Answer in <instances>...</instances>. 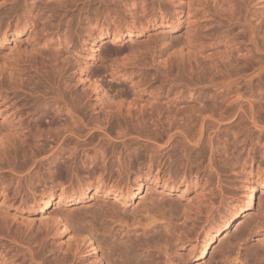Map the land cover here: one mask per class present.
Masks as SVG:
<instances>
[{"label": "bare ground", "instance_id": "1", "mask_svg": "<svg viewBox=\"0 0 264 264\" xmlns=\"http://www.w3.org/2000/svg\"><path fill=\"white\" fill-rule=\"evenodd\" d=\"M81 1L86 2L70 0L65 7L66 13H73L74 8L80 14L84 13L86 9L79 7ZM124 2L130 4L126 0ZM105 3L107 5V2ZM85 5L91 6L92 3L88 0ZM34 6L29 0H12L4 9L0 23L8 21L7 30L14 27L13 34L18 38L22 36L18 30L20 24L23 20L30 19ZM130 17L132 23L126 26V32L123 31L124 26L116 27L117 24L112 34L102 33L99 39L93 40L89 45L85 44L84 47L89 52L88 57H94L97 51L96 43L98 45L110 41L111 44H119L124 40L132 41L136 37L137 18L132 13ZM86 21L90 22L88 18ZM53 35L50 40L56 39L59 45L65 44L67 47L73 41V37L65 33ZM10 41L7 31H0V48ZM261 47L264 48L262 45L256 47L258 53L250 55L245 61L239 74L240 82L234 85V81L227 78L229 82L227 80L226 85L220 86L214 94L211 93L213 100L208 104L195 99L184 107L180 98L186 92H177L174 88L159 89L156 94H150L151 97L145 100L144 96L149 94V89L141 86H134L132 92L117 91L121 93L114 95V91H101L100 94L104 98H98L96 102L70 89L68 91L66 88H59L56 99L54 97L50 103L26 110L14 106L15 110L13 109L9 116L1 113L8 109V105L3 104L0 109V194L4 197L1 205L7 209L0 210V241H8L10 245L4 246L0 258H6L4 253L17 251L15 257L24 255L32 264H49L51 257L47 256V245L52 234L51 225L57 224L56 232H60V235L69 234L70 231L71 221L62 214L41 221L44 223L43 231V227H36L35 219L27 217L23 218L22 226L13 230V223L18 222L19 218L15 213H9L8 208L44 214L50 206L77 205L84 203L91 195L98 194L115 203L103 216L109 218L113 224H119V231L126 226L127 234H134L136 239L130 246H126L127 249H136L141 237L148 239L150 233L156 231V234L163 235V238L158 241L159 247L154 251L155 255L150 253L151 247L145 245L142 257H150L149 264H184L185 255L196 253L198 248L193 243L198 238L194 237L191 231L179 226V222L186 217V208L167 200V195L176 194L179 199L185 197L188 192L186 185L185 189L175 185L171 176L173 167L186 165L190 159H195L192 155L198 154L207 160L206 166L203 163L204 173H208L209 177L216 176L213 187L218 192L223 187L221 188L222 176L217 170V161L221 160L225 152H230L226 160L224 159L225 162L231 161L234 166L240 160L244 162L243 167H252L258 158L259 161L261 159L258 168L262 169L263 173L260 170L258 178L255 179H252V172L245 174L243 197L234 200L231 209L223 217L217 219L214 215L212 209L215 205L211 198L214 206L208 207L205 220L199 218L198 224L202 225L203 229L215 226L212 233H207L198 249V257H203L210 246L217 243L228 231L231 224L236 225L242 217L255 209L257 193H264V51ZM182 54L184 51H181ZM187 55H191L190 52ZM155 59L154 57L152 60ZM245 59L247 58H243ZM29 64L31 69L37 70L35 63ZM24 72L23 68H7L4 63L0 64V96L4 95L7 83L22 79L20 74ZM97 82L95 80L90 84L95 90L100 89ZM189 93L193 96L192 90H189ZM18 126L21 127L20 131L17 130ZM18 147L28 154V159L22 166L26 170L20 168L21 171L25 170L24 172L19 170L21 166L16 161L19 159ZM138 162L148 168L146 175L150 176L152 184L160 188L157 189L155 201L146 203L145 211L136 206V198H140L139 191L142 186L133 189L129 182L133 168ZM83 171L88 174L87 180L79 178ZM6 174L11 176V182L17 183L10 201H7L10 198L7 194L9 184L4 185ZM47 175H50L49 180L54 179L58 183L57 186H61L60 193L56 196L57 186L47 192H36L35 181L39 184L47 182ZM65 176H70L71 181L75 178L77 188L68 186L70 180H66L69 182L67 184L62 180ZM91 187L93 188L90 189ZM150 189L151 186H147L146 192ZM221 205H224V202H221ZM116 207H120L123 212L130 207L134 213L140 215L135 216L132 224L128 225V220L115 211ZM194 225L195 222L193 228ZM252 227L264 229V220L255 225L253 222L249 223L247 231ZM91 229L94 231V228ZM91 229L88 233H93ZM74 232L80 239L79 243L89 247L95 255L96 242L86 234V230L77 228ZM245 235L243 232L240 234L241 237ZM236 240H239V237ZM185 249L189 252L184 255L181 251ZM110 250L114 251L115 247ZM137 259L139 261V258Z\"/></svg>", "mask_w": 264, "mask_h": 264}, {"label": "rangeland", "instance_id": "2", "mask_svg": "<svg viewBox=\"0 0 264 264\" xmlns=\"http://www.w3.org/2000/svg\"><path fill=\"white\" fill-rule=\"evenodd\" d=\"M11 1L0 0V18ZM90 1L91 6L85 5L86 2L82 3V1L78 3L79 7L83 6V10L86 9L84 13L80 14L74 8L73 13L69 14L66 13L65 7L70 0H29V3L35 4L34 10L30 19L23 20L20 24L18 30L22 36L18 38L13 34L14 27L7 30L8 21L0 23V31H7L8 37L11 38L9 43L0 48V64L4 63L7 68L25 70L20 74L22 79L7 83V88L3 91L4 95L0 96V109L3 104H7L8 109L1 113L9 116L10 112L15 110L14 106L26 110L50 103L59 88H66L68 91L70 89L82 97L91 98L92 102L104 98L100 94L101 91L104 93L114 91V95L132 92L134 86L147 87L149 94L144 96V99L148 100L159 89L174 88L177 92H186L180 98L184 107L195 99L208 104L213 100L212 94L215 90L226 85L228 79L234 81V85L240 82L239 74L245 61L250 55L258 53L256 47L259 48L261 45L264 47V0H143L144 2L126 0L130 4H126L124 0ZM111 9L113 11H110ZM131 13L137 18L136 37L132 41L124 40L119 44H111L110 41L98 45L96 43L97 51L94 57L89 58V52L84 45L99 39L102 33L112 34L117 24L116 27L124 26L123 31L126 32V26L132 23ZM77 16L83 21L77 19ZM107 26L113 28L108 29ZM56 33L71 35L73 37L71 45L66 47L65 44L59 45L56 39L50 40ZM262 49L264 51V48ZM181 51H184V54L181 55ZM189 52L191 55H187ZM154 57L155 61L152 60ZM243 58L247 59L243 60ZM28 62L35 63L37 70L31 69ZM95 80L98 81L99 90H95L90 85ZM189 90L193 91V96H190ZM15 124L17 125V122ZM17 130L20 131L21 127L18 126ZM225 153L221 158L222 161L217 158L220 161H217V170L222 176L221 188L223 187L218 192L213 187L216 176L209 177L208 173H204L207 160L202 159L198 154L192 155L191 157L195 159H190L186 165H177L171 170L175 185L180 189H185L186 185L188 192L185 197L179 199L176 194L167 195V200L169 203L175 202L186 208V217L179 222V226L191 231L193 236L198 238L193 243L198 249L207 233H212L215 227L207 226L203 229L202 225L198 224L199 218L206 219L208 207L215 205L212 210L217 219H220L231 209L234 200L243 197L245 174L252 172V179H255L258 178L260 170L262 172V169L258 168L261 159L259 161L258 158L255 166L252 167L250 165L243 167L244 162L240 160L234 166L231 161L225 162L230 152ZM18 155L19 159L16 161L21 166L19 170H26L22 166L28 159V154L23 148L18 147ZM193 160L197 161V164ZM166 169L167 167L165 172ZM147 170L148 168L138 162L129 177L133 189L142 186L139 191L140 198H136V206L142 211H145L146 203L155 201L157 189H160L156 184H152L150 176L145 173ZM80 174L84 175L79 178L87 180L88 174L85 171ZM49 177L50 175H47V179ZM70 179V176L67 178L65 176L62 180ZM10 180L11 176L6 174L4 185L9 184L7 194L10 197L7 201H10L17 187V183ZM74 180L76 179L69 181L71 184L66 181V184L76 187L78 183ZM45 182L39 184L35 181L36 192L50 191L58 184L54 179ZM149 185L151 189L146 192V187ZM60 188L61 186L58 185L55 196L60 193ZM211 198L214 205L211 203ZM3 199V194H0V210L7 209L1 205ZM255 201V209L242 217L236 225L231 224L228 231L217 243L210 246L203 257H198V249L193 255L187 254L188 249L182 250L181 253L187 254L184 256V264H264V229L258 230L252 227L247 231L249 223L253 222L255 225L264 220V193H257ZM221 202H224V205H221ZM113 204L115 203L111 199H104L97 194L91 195L84 203L77 205L50 206L44 214L28 213L26 210H15L13 207L8 208V212L15 213L19 218L18 222L13 223V230L22 226L23 218L26 217L35 219L37 228L44 226L41 221L53 219L57 214H62L66 219L68 218L67 220L70 219V231L66 235L56 232L57 224L51 225L52 234L47 245V256L51 257L49 264H135L136 262L149 264L150 257H142L145 251L143 249L145 245H149L150 253L155 255L154 251L158 249V241L163 235L159 236L155 231L150 233L148 239L141 237L136 249H127L126 246H130L136 239L134 234H127L126 226L119 231V224H113L109 218L103 216ZM115 211L128 220V225L132 224L135 216L140 215L134 213L130 207L126 212L120 207H116ZM194 222L195 228H193ZM77 228L86 230V234L96 242L95 255L89 247L79 243L80 239L74 232ZM91 228H94V231ZM90 229L93 231L90 232L91 234L88 233ZM242 232L246 234L244 237L240 236ZM238 237L239 240H236ZM0 243H2L0 253H3L4 246H9L10 243L8 241H0ZM111 247H115V250L111 251ZM16 253L17 251L4 253L6 258H0L1 263L32 264L24 255L15 257Z\"/></svg>", "mask_w": 264, "mask_h": 264}]
</instances>
